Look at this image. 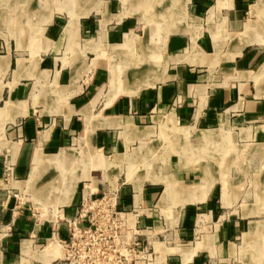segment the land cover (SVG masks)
I'll return each instance as SVG.
<instances>
[{
  "label": "crops",
  "instance_id": "crops-1",
  "mask_svg": "<svg viewBox=\"0 0 264 264\" xmlns=\"http://www.w3.org/2000/svg\"><path fill=\"white\" fill-rule=\"evenodd\" d=\"M256 2L0 0V264H50L55 256L37 246L49 226H36L30 210L4 202L6 188L24 194L28 183L46 206L72 204L77 181L100 187L90 171L106 160L89 143L109 146L140 129L138 136H149L167 116L192 121L191 137L210 156L202 171L173 163L162 173V161L150 162L158 172H146L152 182L143 184V195L177 220L157 245L160 258L166 264H264V0ZM184 18L196 28L183 26ZM219 20L239 30L238 38L220 43ZM143 53L148 84L137 93L123 91V74ZM111 75L116 94L101 95ZM137 82L130 76L128 85ZM75 143L79 150L69 147ZM36 151L45 161L30 175ZM74 159L83 168L72 182L65 167ZM221 160L228 170H218ZM233 163L241 164L236 171ZM202 180L206 187L196 183ZM25 241L30 253L22 249Z\"/></svg>",
  "mask_w": 264,
  "mask_h": 264
},
{
  "label": "built area",
  "instance_id": "built-area-1",
  "mask_svg": "<svg viewBox=\"0 0 264 264\" xmlns=\"http://www.w3.org/2000/svg\"><path fill=\"white\" fill-rule=\"evenodd\" d=\"M9 175L5 172V177ZM127 185L115 181L99 187L83 180L77 200L51 208L46 219L26 206L19 190L6 188L3 200H13L18 209L30 210L36 226H49V235L37 246L40 249L48 241L56 246L50 264H166L157 245L165 239L167 224L174 220L170 221L155 202L145 199L143 185ZM176 223L175 219V227Z\"/></svg>",
  "mask_w": 264,
  "mask_h": 264
},
{
  "label": "rangeland",
  "instance_id": "rangeland-1",
  "mask_svg": "<svg viewBox=\"0 0 264 264\" xmlns=\"http://www.w3.org/2000/svg\"><path fill=\"white\" fill-rule=\"evenodd\" d=\"M215 23L219 27V32L216 39L220 43H228L231 40L238 38L240 31L229 29L227 20H219ZM194 24L195 22H193L189 18L183 19V26H187L190 30L196 28ZM152 26L153 25H150V27ZM191 26H193V28ZM135 28V32L140 34L142 29L141 26L136 25ZM186 51H188V49ZM118 69L119 68L115 70ZM112 87V84L109 83L108 80L107 83H104L99 92L101 93V95L104 94L106 96L116 94L115 90L112 91ZM162 118L159 122V127L156 126V129L152 130L149 136H144L143 134L138 136L137 134H139V131H144L140 129L135 133L127 131L122 133V136H120L119 139L118 137H115L113 144L109 146H95L93 143H89V148L94 150L93 152L99 154V156L101 155L107 163L105 166L106 169L99 168L90 171L91 177H93V181L97 180V183H100L103 186H107V183H113L115 181H118V183L126 182L129 183V185L132 182L135 183L133 184L134 186H140L146 183H150L152 182L151 180L144 178L146 172H158L157 167L154 166L155 164L150 163L151 161H154L156 164H160L162 161L159 170L162 173L172 171L170 169V166H173V163H175L177 166H181V168H183L182 170H189L191 167H194L195 169L198 168L199 171L205 170L204 168H206L207 166L206 160L210 156V152L207 151L206 147L196 146L197 137H191V134L194 133L193 130H190L192 121L189 120L186 123H183L171 116H167V119ZM186 128L188 130H185ZM117 140H119L120 146H122L121 149H119V146L116 142ZM69 147L79 150L78 148L80 147V145L75 143L73 145H70ZM174 157L175 160L171 162ZM86 158L87 160L90 159V152L88 151ZM178 159L179 163L177 162ZM73 161L69 164V166L65 167V170L68 171L67 174L69 175L72 182L77 180V176L83 168V164L81 162H78V160H75L74 162ZM101 162H98L99 167H101ZM92 163L93 162H91V165ZM91 165H88V167H90ZM240 165L241 164L239 163H233L231 165V168L232 170L236 171ZM242 165L244 167H247L248 164L244 163ZM217 167L221 172L228 170V166L222 160L217 164ZM127 173L130 174V180H127L126 178ZM47 175L43 174L41 176L42 178H39L38 182H35L36 186H39L42 182H44ZM82 180L76 182L74 189L79 184H81ZM168 181L172 183L177 182L178 179H169ZM196 183H199L202 188L203 186L206 187L207 185V181L205 180L196 181ZM32 186L31 184L27 183V190L25 189V187H22V189L25 191L21 196V200L26 204L27 207L33 208L34 211H37L35 212L36 214H42V217L46 219L48 218V215L52 213L51 207L49 205L46 206L45 201L40 202L39 200L42 199L41 197H37L35 194L32 195ZM159 186L163 188L164 184H160ZM164 214L169 219L171 217L170 221L174 220L175 212L164 211ZM47 243H43V246L39 250H41L42 248L45 249V247L48 245H54L53 243H49V241Z\"/></svg>",
  "mask_w": 264,
  "mask_h": 264
},
{
  "label": "bare ground",
  "instance_id": "bare-ground-1",
  "mask_svg": "<svg viewBox=\"0 0 264 264\" xmlns=\"http://www.w3.org/2000/svg\"><path fill=\"white\" fill-rule=\"evenodd\" d=\"M263 2V0H257L256 4L254 7H258L261 3ZM247 31H245V35H246ZM243 34V35H244ZM245 35H244V38H245ZM129 38V43H133L132 42V39L130 38V36L128 37ZM245 40V39H244ZM247 42H249V39L247 40ZM129 46V45H128ZM132 56V55H131ZM133 57V56H132ZM129 58V57H127ZM131 58V57H130ZM136 63L133 64V69H130L128 72H125L123 74V80H122V84L120 85L119 84V87L123 90V91H127L129 93H137L140 88H142L143 86L147 85V80L146 82L143 81V78L145 76V74H147L148 72V68H147V56L143 53V54H137L136 55ZM129 61V60H128ZM124 71V70H123ZM130 76H134V77H137L138 79V82L136 85H133V86H129L128 85V81H129V77ZM114 82L113 81V76L111 75V80H110V83ZM113 85V84H112ZM129 88V89H128ZM89 129V128H88ZM90 132H88V135H89ZM57 155V154H56ZM91 156V155H90ZM70 157V156H68ZM51 159V158H50ZM48 160V158H47ZM101 160V159H99ZM45 161V159L42 157L41 153L39 151H36L35 152V156H34V162H35V167L32 169V173L30 175H33L35 173L38 172V170L41 168V166L43 165V162ZM100 162V161H98ZM98 162L95 163L93 166H98ZM104 162V163H103ZM106 162L105 161H102L100 163V166L101 167H105L106 166ZM106 168V167H105ZM126 178L127 180H130V174L127 173L126 174ZM132 183V182H131ZM132 184H135V183H132ZM137 187V185H135ZM172 187V186H171ZM48 190V189H47ZM169 190V186H166V192ZM165 192V193H166ZM51 194V193H50ZM49 199V198H48ZM51 199V197H50ZM40 202H42L41 200H39ZM52 204V203H51ZM48 244V243H47ZM22 249L24 252L26 253H30V248H29V244L28 242H24L22 244ZM43 255L44 256H53L57 253V248L55 245H48L45 247V249L42 251ZM55 257V256H54ZM52 258V257H51ZM50 259V258H49Z\"/></svg>",
  "mask_w": 264,
  "mask_h": 264
}]
</instances>
